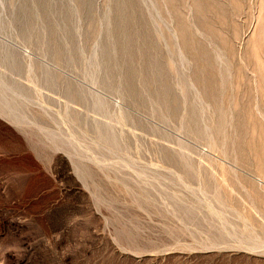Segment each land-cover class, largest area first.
<instances>
[{"label":"rangeland","instance_id":"374dc122","mask_svg":"<svg viewBox=\"0 0 264 264\" xmlns=\"http://www.w3.org/2000/svg\"><path fill=\"white\" fill-rule=\"evenodd\" d=\"M263 156L264 0H0V264H264Z\"/></svg>","mask_w":264,"mask_h":264},{"label":"bare ground","instance_id":"6f19581e","mask_svg":"<svg viewBox=\"0 0 264 264\" xmlns=\"http://www.w3.org/2000/svg\"><path fill=\"white\" fill-rule=\"evenodd\" d=\"M258 146V145H257ZM262 148V147H261ZM256 153V152H255ZM261 153V152H260ZM264 157V156H263Z\"/></svg>","mask_w":264,"mask_h":264}]
</instances>
